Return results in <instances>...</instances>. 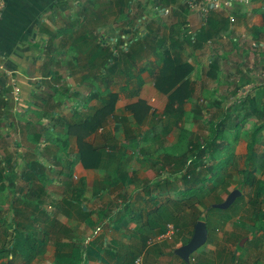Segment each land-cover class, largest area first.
<instances>
[{
	"label": "crops",
	"instance_id": "obj_1",
	"mask_svg": "<svg viewBox=\"0 0 264 264\" xmlns=\"http://www.w3.org/2000/svg\"><path fill=\"white\" fill-rule=\"evenodd\" d=\"M62 1L65 0H5L6 5L0 16V123L2 125L0 127V136L2 135L1 130L5 125H13V129L15 128L13 132V137L16 141L15 150L19 142H25L22 147H19V153L22 155L23 164L20 162V155L15 154L16 152L13 154V173L16 174L21 166L22 177L24 179L23 185L26 186L25 193H27L32 186L24 177V173L28 169V163L31 160H37L41 164L43 175H45L43 182L45 189H48L46 175L50 173L51 170L56 169L55 171L60 178L55 184L56 187L62 188L64 192L71 191L74 187H82V183L85 181L84 193L79 199L80 202H75L76 200L73 198L71 203H67L65 202V197L67 196H63V194H61L60 197L51 198L50 200L52 202H49V205L52 204L55 206L56 215H48V213L36 215L32 212V206L31 208H20L18 210L19 215H17V213L14 212V207L17 206V203H13L14 227L16 228L18 223L20 226L19 230L16 229L12 235L14 247L12 244L11 245L13 254L5 251V255L0 257V264H68V262L71 261V257L67 259L63 258L62 263H60L58 260V253L73 254L72 263L74 264H175V262L178 263L180 260L185 264H208L205 262L201 263L204 258L199 252L204 251L209 255L223 251L220 250V247L208 246L206 245L207 242L194 252L190 257V261L187 262L175 252L176 248L179 246L175 247V245H171L170 241L169 243L163 242L166 238L157 244L154 242V244H150V239L157 237L158 234L155 226L153 228L148 226L147 228H152L149 230L145 229V231H142L139 229L136 231L137 223H130L126 226L121 222L124 219L122 218L121 212L119 213V209L123 207V203L126 201H132L135 204L139 203V205L144 208L143 210H152V208L149 207V204L152 202H146L145 200H150V196L156 197L158 200L160 198H165L162 197L163 194L168 196L167 192H162L163 194H160L161 190L159 191L153 184L159 176H155L156 179L153 178L146 183L137 184V170L133 169L128 171L124 167L127 151L135 150L133 148L134 145L129 142V135L123 134V137H121V135L118 136V131L124 133L128 130L129 132V127L136 132L133 123H146V127L143 126L142 128L141 126L138 135L137 133L135 134L137 138H140L141 135L143 136L145 132H150V129L159 124H162V127L164 126L160 118H165L163 111L167 106V99L162 113L156 114L155 111H152L150 114L148 113V118L143 122H139L133 112L128 108V106L136 103L139 99L145 101L148 92H156L151 99L152 101H155L160 95L164 94L155 88L156 85L153 74L154 72L156 73L157 66H159V68L162 67L164 56L161 59V57L159 58L157 56V53L152 51L153 53L149 54L145 61L138 65L139 69L147 65L146 69L140 73L142 76L144 73H148L152 81L140 75L142 81L138 78H132L131 85H129L130 87L126 88V79L121 78L119 81L121 83V90H113L107 94L108 96H95L91 94L90 99L93 103L88 106V104L81 105L82 102H80L81 104L79 106L86 107L82 110L79 109V106L78 110L74 108L66 109L64 106L57 105V102H55V108L53 110L49 109L52 118L48 120L46 117H43L42 120H40L39 111L36 110L42 111V107L47 110V100H49V97L43 98L44 95L41 93H43V90H46L45 83L47 82H45V79L52 78V75L47 76L48 71H45L47 66L46 63H44L43 68H38L36 63L37 61L43 63V60L46 58L47 61V57L50 56L47 48L51 43V39H54L50 38V33L57 32L58 36L55 37L53 42H56L58 46H62L61 44H63L60 39V31L64 30V28H62V21L57 24L58 27L56 31H54L55 25L53 24V26L49 22L57 20L59 8L65 9L66 6L60 7ZM188 1L189 0H177L176 3L173 2L168 4L166 8H169L170 12L167 14L164 13V8L156 11L159 14L157 20L161 32L157 33L163 36L168 32L169 36H172V38L170 37L167 41V45L172 52V58L177 57L181 62H190L193 64L194 71L189 74L190 79L191 77L192 79H196L195 76H199L198 72H205V74H207V68H201L205 65L204 55L207 56L210 63L214 62V60H218L219 57H217L215 51H218L221 43L225 44L224 47H228V45L232 44L237 54L236 57H228L225 55L223 61H229L230 63L234 61L233 63H236L237 60L244 62L246 59H252L254 63L259 65L257 62H260L259 59L262 60L264 56L262 55L264 54V0H250L249 2L237 0L232 10L221 11L225 18H229V28L227 32L222 38L209 39L198 48L195 47L194 44L187 42L184 37V32H187L189 35L195 34L201 28H206V21L200 8H192L190 4L187 6L186 4H188ZM231 14L234 16L233 19H231ZM49 17L52 20L49 19ZM252 42L258 44V49H252ZM38 45L41 46L42 52L36 57L34 52ZM245 49H247L246 52ZM221 68L222 71L220 72L223 73L224 68ZM243 70L249 76V78L246 77V84L252 85L253 81H251L250 78L255 77V71ZM134 81H137V86L132 85ZM114 82L115 81H105L108 86ZM50 87L55 90L57 89L54 87V83L50 84ZM18 88L20 100H18L15 107L16 110H18L19 107V111H14L13 108L10 109L9 103L14 106V102L17 100L13 93L17 94ZM153 88L156 91L153 90ZM44 92H46V94L51 93V91L48 92V90ZM73 92L78 93V90ZM38 93L41 94L39 96L38 106L32 107L36 108V110L31 112V109H26V100L31 102V95ZM112 93L118 94V99L116 100L110 116L108 115L109 118L104 119L102 126H99L96 131L88 135L83 131L75 132L73 128H71L72 126L67 123L68 121L72 123L71 120H75L76 113L92 116L93 118H103L104 112L98 109L110 102L109 96ZM166 98H168V96ZM123 100H127V102L124 104ZM120 102H122V104H120ZM148 102L150 103V100H147L146 103ZM18 104L24 105L19 106ZM107 109L108 108L105 110ZM9 115H13L10 124L6 121ZM39 120L40 122H38ZM111 121L112 124L118 127H113V129L108 128ZM104 129L106 130L103 131ZM161 131H163V129ZM32 132L35 136L37 135V137L33 138L31 136L30 139L29 136ZM100 132H102V134ZM56 133L58 137H54ZM98 134L101 136L102 141L96 143V136ZM84 135L86 141L93 143L94 146L109 144L107 145L108 152H115L118 154L114 161H117L122 155H125L119 167L118 165L111 167L112 174H110L111 172L105 169V167L89 168L83 164L78 137H83ZM8 136H10V134ZM138 140L139 145H137V152H135L134 156L139 158L142 155V160H146L145 162L153 160L152 156L155 152L151 151L145 154L146 152H144V149L146 147L141 145V139ZM111 141H113V144L115 141H117V143H124V146L120 144L117 150V148L110 145ZM28 144L32 145L30 146ZM41 147H43V149ZM47 147L51 148L53 151L49 154H43L41 157L42 159L36 156L35 153L37 150L42 149L43 151L44 148ZM28 158L32 159L26 161ZM23 159H25V161H23ZM149 163H151V165L158 164L155 161ZM159 166L161 167V165ZM119 171L121 173H127L126 181L119 182ZM99 172L102 173L101 176H98ZM109 177L112 178L107 179L108 181L106 182L105 178ZM132 178L133 181L130 180ZM67 181L73 182V186H70ZM149 186L152 187V192L149 194L150 196L146 193ZM25 193H22V195H25ZM172 196L175 198L174 193ZM68 198L71 199L70 197ZM94 199H98V201L94 203L92 207ZM42 203L40 204V208H43ZM79 209L80 213L78 212ZM81 211H92L90 218L82 215ZM24 212H26V214ZM153 216L154 215H152V217ZM149 217L150 215L146 213L144 222H146ZM50 221L58 223L57 226H50ZM71 221H74L76 226L70 225L69 223ZM31 222H34L33 225ZM101 223L105 224L101 225ZM100 226H102V228H100ZM6 232L7 231H0V246L3 242L11 238L10 236L7 237ZM165 233L163 232L160 235ZM9 235H11V233ZM174 235L175 231L167 238L172 239ZM76 240L82 242V245L79 247L69 245L72 242L75 243ZM181 245H183V243L180 244V246ZM82 252L87 259L86 262H84L85 260L82 258H78L77 260L74 258L76 254ZM133 254L135 257L132 256ZM32 255H34L33 258L29 260V257Z\"/></svg>",
	"mask_w": 264,
	"mask_h": 264
},
{
	"label": "rangeland",
	"instance_id": "obj_2",
	"mask_svg": "<svg viewBox=\"0 0 264 264\" xmlns=\"http://www.w3.org/2000/svg\"><path fill=\"white\" fill-rule=\"evenodd\" d=\"M154 2V0H131L129 8H131L133 20H131L132 22L127 26L125 24L127 20L120 18L121 14H119V6L116 5L117 0H65L61 2V5L58 4L60 7H66L64 10L63 8H59V13L57 16L58 18L56 21H53L49 17V19L52 20L49 21L50 24L55 25L54 31L57 30V24H59L61 21L63 23L62 28H64V30L67 28L70 29L74 22H76L78 26L75 27L74 30H69L70 37L68 40H70V42L67 41L66 45H62L60 47L58 53L53 55L54 59L48 56L47 61L45 58L43 63L41 61H37L36 63L38 68H43L44 63H46L47 66L45 71L50 72L52 75L51 79H45V82H47L45 83V89L48 90V92L51 91V93L46 94V92H44L46 90H43V93H41L44 95L43 98L49 97V100H47V110L44 107H42V111L32 108L34 106H38L39 96L41 95L39 93L31 95V102L26 100V109H31V112H34L33 110L39 111L38 113L40 116H38L41 118L40 120H42L43 117H46L48 120H50L49 118H52L50 110L55 108V102H57V105L64 106L66 109L74 108L78 110V106L81 104L80 102H82L81 105L88 104V106L93 103L90 99V95L94 94L95 91L98 93V96H108L107 94L111 91L120 89V78H116L115 82L109 86L105 83V78L108 75L106 69L103 70L100 67L96 69L93 67L91 68L93 70H89V68H87V63H98L96 60V54L100 51V49H97V45L92 44V47L88 45L90 48L85 51L84 48L77 46L75 41L72 39L75 37L76 32L91 30L92 28H95V26L98 28V37H102L105 40L116 37L123 33H127L129 37L136 39L138 33H142V31H146L147 29H152L154 32H160L159 22L157 20L159 14L156 11L158 9L156 3ZM84 7H88L92 13L90 14L89 21L80 23L79 19L81 18L80 16ZM112 8L116 14H112ZM98 11H103L106 13L105 15L107 18L97 23L96 21L101 15V13L95 14V12ZM102 18H104L103 15ZM52 34L53 33H50L49 35L52 37ZM66 37V34H62L60 36L61 41H64ZM224 46L225 44L221 43L218 51H215L219 59L214 60L212 63H210L207 59V56L203 54L205 65L201 68H207V74H205V72H198L199 76L196 75V79H192L191 77L190 80L192 81L193 93L190 97L186 98V101L183 102V105L180 107L181 122L171 127L170 133H161V130L164 128L162 127V124H159L156 127L150 129V132L143 133L144 135H141L139 138L141 139V145L146 147V151L144 149V152H146L145 154H148L151 151L155 152L152 156L153 160H149V162L155 161L158 164L151 165V163L145 162L146 160L143 161L142 155L139 158L134 156L135 152H137V149L127 151V156L124 160V167L128 171L133 169L137 170V184L146 183L155 178V176L158 177L162 173L159 165L160 162L164 160V155L166 152L175 153V151H182L187 145L188 141H195L197 139H211L214 134L212 127L213 120L219 119L228 105L232 104V106H236L241 104L244 96L249 91L250 93L256 95L260 104L264 101V87L263 85H259L264 82V56L262 57V60L259 59L261 63L257 62L259 65L254 63L252 59H246L244 62L237 60L236 63H233L234 61L230 63L229 61L227 62L223 60L225 55L228 57L237 56L235 47L232 44L228 45V47ZM92 48H94V50L97 49L96 53L91 52L94 51L91 50ZM246 51L247 49H245V52ZM41 52V46L38 45V47L35 48L34 54L36 57H38V54ZM221 67L224 68L223 73L220 72L222 71ZM138 69L139 68L136 67L135 71H138ZM243 69H247V71L251 70V72L255 71V77L250 78V80L253 81L252 85L246 84V77L249 78V76L246 74V72H244ZM192 71H194V69ZM140 75L142 76L141 73ZM143 76L145 79L152 81L148 73H144ZM49 83H54V87L57 89L55 90L54 88L50 87ZM132 85L137 86V81H134ZM254 86L257 87L253 89ZM77 90L78 93L73 92ZM153 90L155 89L153 88ZM16 93L17 94L13 93L17 100L14 102V106L13 104L10 105L9 103L10 109L13 108L14 111L16 110V103L18 100H20V96L18 95L19 91ZM148 93L151 95V97ZM148 93L146 94L145 101L147 102V100H150V103L148 102L149 104L146 103L150 107L149 114L152 111H155L156 114L162 113L166 99L168 100V98H166L167 94L164 93L163 95H160V97H158L155 101H152L151 99L156 92ZM123 102L125 104L127 100H123ZM120 104H122V102H120ZM18 105L20 106L24 104ZM84 108L86 107L79 106V109L81 110ZM245 108L246 107L244 105L238 109H235V112L232 114V116L242 117L245 113ZM16 111H19V107ZM164 117V121L168 119L167 115H164ZM11 119H13V115H9V118H6V121L10 124ZM160 119L162 120L163 118L161 117ZM40 120L38 122H40ZM143 121L144 119L142 122ZM110 123L111 124H109L110 126H108V128L113 129V127H118L117 125L112 124V121ZM255 123L256 118L249 117L236 132L232 129L227 131V136L230 138L231 144L222 150V153L219 155V162L216 163L225 164L226 159L230 157L231 161L222 168L220 173L221 177L224 178V181L228 182L229 186L227 189H224L225 187L219 188L218 191L212 195L210 193L205 194L203 196L205 197V204L198 205V220H205L209 230H212V237L210 242H208L206 245L218 246L221 248H219L220 250H223L221 251L222 253H232L231 261L233 264H264V167L260 166L253 171L254 175L259 179V181H257L254 186L247 184L242 186L239 173V170L251 166V163L248 161V154L249 145L252 141L251 133L254 129ZM142 124L133 123L137 135L140 132L139 129L141 126L142 128L143 126L146 127V123L143 125ZM14 130L15 128L13 129V125H5L1 130L2 135L0 136V168L5 169V172L2 175L3 178L0 180V223H2V225H0V231H4L5 228V231H7L6 234L8 233V237L10 236L11 238L14 231L16 230L14 227L15 223L13 222V203H17L16 197L18 196L19 198V196H22V193H25L26 188V186L23 185L24 179L22 177L21 166L19 167V170L16 174L13 173V154L16 152L15 154L20 155L21 153H19V147H22V145L25 143L24 141L19 142V145L15 150L16 141L13 137ZM8 133L10 136H8ZM100 133L102 134V132ZM128 133V130L124 133L122 131H118V136L121 135V137H123V134L128 135ZM31 136L33 138L36 137L33 132L29 136L30 139ZM54 137H58L57 133L54 135ZM96 137V143L102 141V138L99 134ZM259 144L261 145L260 149L263 150L264 129L261 130V139ZM28 145L31 146L32 144ZM41 148L43 149V147ZM42 149L37 150L35 153L36 156L41 158L43 154H49L51 151H53L48 147L44 148L43 151ZM21 156L22 155H20V162L23 164ZM31 159L32 158H28L26 161H30ZM23 161H25V159H23ZM55 170H51L50 173L46 175L48 189H45L43 195L40 196L42 197L40 201L43 202V208L41 209L44 210H36L35 208L32 209V212L36 215L45 213H48V215H56L55 206L52 204L49 205V202H52L50 200L51 198L60 197L61 194H63V196H67L72 199V190L64 192L62 188L60 189L55 186V184L60 180L59 175ZM98 174V176L102 175L100 172ZM228 175H231V177ZM42 182L43 180L38 185L37 181V183L34 186L32 184V186L41 188ZM32 186L31 188H33ZM237 188L241 190L242 194L241 196L237 197L233 203V208L229 207L227 209H223L226 211L224 213L219 211L218 208L213 207L214 203H218L216 202L219 200L217 197L223 199L224 201L229 193ZM166 196L167 195L163 194L162 197ZM97 201L98 199H94V202L92 201V207ZM16 207H14V212L17 213V215H19L17 209H25V207L27 208V206H25L22 202L17 203ZM24 213L26 214V212ZM185 218L186 219L184 221H186L189 216L186 215ZM33 223L34 222H31L32 225ZM37 223L40 224L39 222ZM49 224L50 226L56 227L58 223L50 221ZM69 224L75 225V222L71 221ZM189 228H191L190 231H187L185 227L180 228L179 231H175V235L172 239L166 238L167 240L165 239L163 242L169 243L170 241L171 245H175V247L180 246L182 243H187L192 237V229L194 227L190 225ZM10 233L11 235H9ZM7 241L9 244V241L11 240ZM238 244L241 246V250H238ZM175 264L185 263L180 260V262H175Z\"/></svg>",
	"mask_w": 264,
	"mask_h": 264
},
{
	"label": "trees",
	"instance_id": "obj_3",
	"mask_svg": "<svg viewBox=\"0 0 264 264\" xmlns=\"http://www.w3.org/2000/svg\"><path fill=\"white\" fill-rule=\"evenodd\" d=\"M155 2L159 6V8H165L170 3H176L177 0H155ZM130 3L131 0H117L116 3V5L119 6V14H121L120 18L127 20L125 23L126 26L132 22L131 20H133L131 8H129ZM186 5L189 6V3ZM222 12L221 10L211 9L205 18L206 28H201L195 34L190 35L187 34V32H184V37L187 42L194 44V46L198 48L209 39L222 38L229 28V18H225ZM91 13L92 11L88 7H84L79 22L83 23L85 21H89ZM97 13H101L99 19L96 21L97 23L107 18V16L105 15L106 13H104L103 11L95 12V14ZM112 14H116L113 8ZM102 15L104 16V18H102ZM77 26L78 25L76 24V22H74L71 25L70 29L67 28L64 31H60V35L66 34L67 36L64 41H62L63 44L61 45H66L67 41L70 42V40H68L70 37L69 30H74V28ZM57 36L58 33L54 32L52 34V37L50 38L55 39V37ZM136 37L137 38L134 39L132 37H129L127 33H123L116 37L105 40L102 37H98V28H96L95 26V28H92L91 30L76 32V35L72 40L75 41V44L77 46L84 48L85 51L92 47V44H96L97 49H100V51L96 54V60L98 63H87V68H89V70H93L91 69L93 67L96 69H98L99 67L103 70L106 69V72L108 73L107 77L105 78L106 82L115 81L116 78H125L126 88L130 87L129 85L132 82V78H138L139 80H141L140 72L145 70L147 65L145 67H140L138 71H135V68L138 67L139 63L145 61L149 53H157V56L159 58L161 57V59L164 56V63L162 67L159 68V66H157V71L153 74L156 87L163 93H166L168 96V103L165 110L163 111V115H167L168 119H166L165 121L164 119H162L164 129L163 131H161V133H168L171 127L181 122L180 107L181 105H183V102L186 101V98L190 97L193 93L192 81L189 78V74L194 69V66L190 62H181L179 59H177V57L172 58V52L170 51V47L167 45L168 39L170 37L172 38V36H169L168 32L165 35L161 36L157 32H154L152 29H147L146 31H142V33H138ZM54 39H51V43L47 48L50 57H52L53 59V55L57 54L61 47L60 45L58 46L56 42H53ZM251 46L252 49H258V44L256 46H253L251 44ZM97 49L94 50V48H92L91 50L94 51L91 52L96 53ZM49 75H51L50 72H48L47 76ZM259 85H263L264 87V82ZM256 87L257 86H254L253 89H255ZM97 94L98 93L95 91L94 95L98 96ZM117 99L118 94L112 93L109 96L110 102L98 109L104 112L103 118H93L92 116L76 113L75 120L70 119L72 123L70 121H68L67 123L72 126L71 128H73L75 132L83 131L84 133H86V135L91 134L96 131L99 126H102L104 119L109 118ZM244 105L246 107L244 115L242 117H233L232 114L235 112V109H238ZM106 108L108 109L105 110ZM128 108L133 112L139 122L143 119L145 120L149 116L148 113L150 107L143 99H139L136 103L128 106ZM178 110L180 111V113ZM249 117L256 118V123L254 124V129L251 133L252 141L249 145L248 154V161L251 163V166L239 170V173L242 186H244V184L254 186L255 183L259 181V179L254 175L253 171L260 166L264 167V148L263 150H261V145L259 144L261 139V130L264 129V101L260 104L256 95L250 93L249 91L244 96L241 104H238L236 106H232V104L228 105L223 111L221 117L217 120H213L212 127L214 134L211 139H197L195 141H188L187 145L182 151H175V153L166 152L164 161L160 162L162 174L159 175L158 179L155 178L156 181L153 184L156 188H158L159 191L161 190L160 194H163L162 192H167L168 196L165 198H160L159 200L156 197L150 196L149 194H151L152 192V187L149 186L146 193L151 197V199L145 201L152 202L151 204H149V207L152 208V210H143L144 208L141 207L139 203L135 204L132 201H126L125 203H123V207L119 209V213L121 212L122 218L124 219L121 222L126 226H128L130 223H137L136 231H138L139 229H141L142 231H145V229L149 230L155 226L158 233L157 237L158 235L167 231L169 224H173L174 228H176V231H179L182 227H185L187 231H190V225H192V227H195V224L199 218L198 205L205 204V197L203 196L208 193L212 195L216 191H218L219 188L225 187L224 189H227L229 186L228 182L224 181V178L221 177L220 173L222 171V168L231 161L230 157L226 159L225 164L220 163V165L219 163H216L219 162V155L222 153V150H224L231 144V140L227 136V131L232 129L236 132ZM1 126L2 125L0 123V127ZM135 134V130L129 127V142L134 145L133 148L136 150L137 145H139V137H135ZM78 141L83 164L89 168L105 167V169L110 171V174H112L113 172L111 170V167L115 165H118L119 167L122 159L125 156L122 155L119 159H117V161H114L115 157L118 154L115 152H108L107 145L109 144L94 146L93 143L86 141L85 135L83 137H78ZM112 142L113 141L110 142V145L117 148V150L118 147H120V144L124 146V143H117V141H115V143L113 144ZM4 172L5 169L1 168L0 180H2V175ZM126 175V172L121 173L119 171V182L126 181ZM228 176L231 177V175ZM24 177L26 178L27 182H29L31 185L33 184V186L37 183V181L38 185L42 180L44 182L45 175H43V171L41 169V164L39 163V161L31 160L28 163V169L24 173ZM111 178H105V181L107 182V179ZM130 180L133 181V178ZM43 182L41 188L32 186L33 188H31L25 195L19 196V198L17 196V203L22 202L29 208H31L32 206V209L35 208L36 210H41L40 204L42 203V201H40V199L42 197L40 196L45 192ZM67 182L70 186H73V182ZM85 183L86 182L83 181L82 187L73 188L72 199L75 198V202H80L79 199L84 193ZM173 193H176L175 198L174 196H172ZM217 198L219 200H217L216 202L219 203L223 201V199H220L219 197ZM72 199L65 197V202L71 203ZM233 207L234 206L232 204L230 208ZM218 210L224 213L226 212L223 209L218 208ZM78 212L80 213V209ZM91 212L92 211H81V214L86 216L87 218H90ZM146 213H148L150 217L146 222H144V216ZM152 215L154 216L152 217ZM186 215L189 216V218L184 221L186 219ZM104 224L105 223H101V225ZM0 225H2V223H0ZM19 226L20 225L18 223V225L16 226L17 230H19ZM148 226H151L152 228H147ZM100 228H102V226H100ZM5 230L6 229L4 228V231ZM193 232L194 228L192 229V233ZM6 235L8 237V233ZM211 236L212 230H209L208 242L210 241ZM155 238L150 239V244H157L158 242L162 241L159 240L154 242ZM8 240H11L9 241V244L8 242H3L0 246V257L4 256L5 251L13 254V237ZM69 245H75L79 247L82 245V242L76 240L75 243L72 242ZM237 248L238 250H241V246L239 244L237 245ZM199 253L203 255L204 258L201 263L205 262L208 264H233L231 261L232 253H222L221 251L209 255L204 251H200ZM33 256L34 255L30 256L29 260L32 259ZM132 256L135 257L134 254ZM70 257L71 261H69L68 264H74L72 263L73 254L69 255L66 253H58V260L60 263H62L63 258L67 259ZM74 258H76V260L78 258H82L83 260H85L84 262H86L87 260L83 252L80 254H76Z\"/></svg>",
	"mask_w": 264,
	"mask_h": 264
},
{
	"label": "water",
	"instance_id": "obj_4",
	"mask_svg": "<svg viewBox=\"0 0 264 264\" xmlns=\"http://www.w3.org/2000/svg\"><path fill=\"white\" fill-rule=\"evenodd\" d=\"M240 189H235L229 193L227 198L219 203H214L213 207L220 209L229 208L241 196ZM209 228L205 220H198L194 227V232L190 240L176 248L175 252L185 261L189 262L191 255L208 242Z\"/></svg>",
	"mask_w": 264,
	"mask_h": 264
},
{
	"label": "built area",
	"instance_id": "obj_5",
	"mask_svg": "<svg viewBox=\"0 0 264 264\" xmlns=\"http://www.w3.org/2000/svg\"><path fill=\"white\" fill-rule=\"evenodd\" d=\"M237 0H189L188 3L191 5L192 8H200V11L203 15L204 18H206L207 14L209 13V11L211 9H215V10H221V11H230L232 10L234 3ZM245 2H249L250 0H244ZM6 5L5 0H0V16L2 15V11L4 9ZM157 9L160 10L161 8H159V6L157 5ZM164 13H169L170 9L169 8H164L163 9ZM230 17V16H229ZM234 16L233 14H231V19H233ZM253 46H256L257 43L256 42H252ZM19 91V88L18 90ZM176 231V229H175ZM174 233V226L172 224L169 225L168 231L163 234L160 235L158 237H156L154 239V242L159 241V240H163L164 238L170 237L172 234ZM139 262V261H138ZM140 264V263H139Z\"/></svg>",
	"mask_w": 264,
	"mask_h": 264
},
{
	"label": "clouds",
	"instance_id": "obj_6",
	"mask_svg": "<svg viewBox=\"0 0 264 264\" xmlns=\"http://www.w3.org/2000/svg\"><path fill=\"white\" fill-rule=\"evenodd\" d=\"M170 225V224H169ZM174 231H175V228H174Z\"/></svg>",
	"mask_w": 264,
	"mask_h": 264
},
{
	"label": "bare ground",
	"instance_id": "obj_7",
	"mask_svg": "<svg viewBox=\"0 0 264 264\" xmlns=\"http://www.w3.org/2000/svg\"><path fill=\"white\" fill-rule=\"evenodd\" d=\"M238 189V188H237Z\"/></svg>",
	"mask_w": 264,
	"mask_h": 264
}]
</instances>
